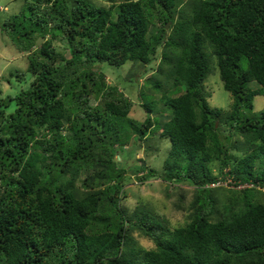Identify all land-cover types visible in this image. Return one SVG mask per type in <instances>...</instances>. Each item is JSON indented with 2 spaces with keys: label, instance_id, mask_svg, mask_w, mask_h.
I'll return each mask as SVG.
<instances>
[{
  "label": "trees",
  "instance_id": "obj_1",
  "mask_svg": "<svg viewBox=\"0 0 264 264\" xmlns=\"http://www.w3.org/2000/svg\"><path fill=\"white\" fill-rule=\"evenodd\" d=\"M106 1L30 0L0 19L31 76L14 95L0 91V264H264V109L253 110L264 96V0ZM213 65L227 110L207 101ZM105 73L140 88L141 101ZM155 132L169 152L137 179L194 187L175 227L119 203L124 148ZM214 162L252 186H207Z\"/></svg>",
  "mask_w": 264,
  "mask_h": 264
},
{
  "label": "rangeland",
  "instance_id": "obj_2",
  "mask_svg": "<svg viewBox=\"0 0 264 264\" xmlns=\"http://www.w3.org/2000/svg\"><path fill=\"white\" fill-rule=\"evenodd\" d=\"M27 1L30 0H0V19L20 13L21 8ZM179 1L183 2L179 7L181 8L186 0H177L176 3ZM92 2L97 6L104 7H108L110 4L106 0H92ZM42 40L43 39L41 37L36 38V46H38ZM54 46L57 50H63L65 54H67L68 50L65 46V42L62 39L58 38L55 40ZM207 51H209V48ZM156 62H158V59L157 61H153L152 65H149L145 68L147 74H151L153 72ZM28 63L27 52H19L12 43L10 37L6 33H3L0 28V91L2 96L14 95L29 84V80L31 78L30 73L25 72L22 74L28 66ZM130 66L131 65H129V67ZM143 67V65H140L135 68V72H133V74H135L136 71L141 70ZM127 70L129 71V69ZM128 71L127 73H129ZM9 72H17L20 76H11ZM110 73L117 75L119 71L114 70ZM110 73H105V79L108 84H118V81H122ZM123 85L124 84H118V89L120 91L124 92L128 98H131L136 102L141 101L140 98H138L137 93L140 91V88L135 87V89L131 88L129 90L126 87L127 84L124 86ZM250 86L254 88L257 85L255 82H252ZM170 89L171 88H169V90ZM204 90L206 92L207 101L210 106L222 108L223 110L230 108L232 95L223 88L216 65L211 67V70L204 81ZM173 92L174 90L170 93L172 94ZM173 95L175 94L173 93ZM253 105L254 111L258 112L263 110L264 96H254ZM13 108V103H11L9 111L13 110ZM139 109L140 114H142V109ZM143 114H145L144 110ZM135 116H137V114H135ZM232 138L234 142L237 136L233 135ZM125 147H128V145ZM169 148V140L166 138H160L159 132H155L149 137V139L147 138L144 141H141L138 147H130L129 151L127 148H124L122 154L123 158L125 159V161H123V167L126 169L123 173L119 203L121 207H123L128 213H132L136 207H143L145 211H149L147 209H150L154 214L165 219L168 222V226L175 227L184 224L187 220L189 204L192 198L194 187L189 185L187 182L172 183L165 181L160 177H152L146 180L137 179V176L142 174L139 172L137 175V170L141 167L142 163H144L147 167H151L160 171L169 152ZM241 148L242 146L240 147V150L235 151L236 157H239L244 153L245 148ZM219 167V162H214L211 164L212 175L217 178L223 176L222 179L226 182V185L218 186L232 188V182L227 180L228 178L234 180L233 174L230 172V166L228 165L226 168H224L223 172L221 173ZM233 189L237 190L239 188ZM134 236L136 237L139 246L144 248L155 247V242L152 239L146 236L138 235V231H134Z\"/></svg>",
  "mask_w": 264,
  "mask_h": 264
},
{
  "label": "clouds",
  "instance_id": "obj_3",
  "mask_svg": "<svg viewBox=\"0 0 264 264\" xmlns=\"http://www.w3.org/2000/svg\"><path fill=\"white\" fill-rule=\"evenodd\" d=\"M15 46V45H14ZM16 47V46H15ZM17 48V47H16ZM17 50L20 52V51H22V50H19L18 48H17ZM23 52H27V51H22V53ZM28 52H27V57H28ZM218 180H220L221 182L222 181H225V180H223L222 179V177H219V178H217V179H215V181H212V182H210V183H208L207 184V186H209V187H215V186H218V185H215V186H211L210 184L211 183H213V182H217ZM231 182H232V185H231V187H233V188H239V189H242V188H244V187H250V186H252V183H249V182H246V183H239V182H236L235 180H232L231 179ZM219 185H226V184H219Z\"/></svg>",
  "mask_w": 264,
  "mask_h": 264
},
{
  "label": "built area",
  "instance_id": "obj_4",
  "mask_svg": "<svg viewBox=\"0 0 264 264\" xmlns=\"http://www.w3.org/2000/svg\"><path fill=\"white\" fill-rule=\"evenodd\" d=\"M229 182H231V178H228L227 179ZM219 184H226V182L225 181H220V180H218L217 182H213V183H211L210 185L211 186H215V185H219Z\"/></svg>",
  "mask_w": 264,
  "mask_h": 264
},
{
  "label": "water",
  "instance_id": "obj_5",
  "mask_svg": "<svg viewBox=\"0 0 264 264\" xmlns=\"http://www.w3.org/2000/svg\"><path fill=\"white\" fill-rule=\"evenodd\" d=\"M165 26L168 27V23ZM118 158H119V155H118ZM118 165H120V161H118Z\"/></svg>",
  "mask_w": 264,
  "mask_h": 264
}]
</instances>
